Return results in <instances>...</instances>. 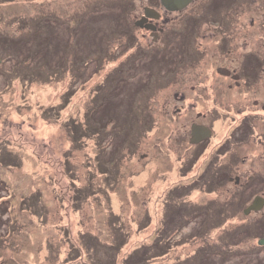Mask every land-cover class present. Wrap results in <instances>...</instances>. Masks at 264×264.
<instances>
[{
	"label": "rangeland",
	"instance_id": "rangeland-1",
	"mask_svg": "<svg viewBox=\"0 0 264 264\" xmlns=\"http://www.w3.org/2000/svg\"><path fill=\"white\" fill-rule=\"evenodd\" d=\"M102 1L0 0V264H127L145 251L143 264L212 252L224 256L214 264H264L250 241L185 243L200 223L181 226L189 213L169 191L199 173L186 174L174 139L172 95L190 68L168 54L123 63L124 5ZM136 44L133 54L161 48Z\"/></svg>",
	"mask_w": 264,
	"mask_h": 264
},
{
	"label": "flooded vegetation",
	"instance_id": "flooded-vegetation-1",
	"mask_svg": "<svg viewBox=\"0 0 264 264\" xmlns=\"http://www.w3.org/2000/svg\"><path fill=\"white\" fill-rule=\"evenodd\" d=\"M109 1L124 5L118 36L133 43L130 54H122L123 63L149 55L155 64L168 54L184 64L182 71L190 68L177 87L183 92L172 95L181 104L172 114L183 122V132L174 139L183 146V168L196 167L199 176L169 196L178 214L189 213L182 227L200 223L185 243L208 245L215 235L229 247L250 241L264 249L258 245L264 236V0H187L175 11L161 0ZM148 41L161 48L133 54L137 42ZM196 128L206 129L208 137L192 141ZM191 190L208 201L195 204L186 194ZM182 197L186 201L177 203ZM230 233L239 242L225 236ZM214 255L222 258V252H212L199 260L214 264Z\"/></svg>",
	"mask_w": 264,
	"mask_h": 264
},
{
	"label": "trees",
	"instance_id": "trees-1",
	"mask_svg": "<svg viewBox=\"0 0 264 264\" xmlns=\"http://www.w3.org/2000/svg\"><path fill=\"white\" fill-rule=\"evenodd\" d=\"M197 170V169H196ZM191 171V170H190ZM190 171H187L186 172V174H189L190 173ZM198 176L199 175H192L191 176V179L193 180V179H197L198 178ZM190 178V177H189ZM190 184V183H189ZM173 189V191L174 192H172L171 190ZM175 188L173 187V188H171V190L169 191V192H172L171 194H175L178 190V188L176 189V190H174ZM192 191V190H191ZM188 193H190L189 191H187L186 192V194H188ZM179 213H180V215H182V213L179 211ZM169 232V231H168ZM170 233V232H169ZM171 233H173V232H171ZM175 233V232H174ZM168 235V234H167ZM228 237V239H230V238H232V236H230V235H228L227 236ZM235 238L237 237L238 238V236H237V234H235V236H234ZM235 240H237V239H235ZM169 241H170V238H167L166 240H165V242H163V248L164 249H166L167 247H168V244H169ZM237 242H239L238 240H237ZM223 244H225V243H223ZM225 246H226V248L228 247V244H225ZM234 247L235 246H232V247H228V249L229 248H232V249H234ZM149 248L151 249V251L150 252H159V253H161V254H165V251L163 252V248H158V250H156L157 249V246L156 245H150L149 246ZM148 248V249H149ZM161 249H163V250H161ZM156 250V251H155ZM145 252H147V251H145ZM145 252L143 253H141V255H139L138 257H134V258H131L132 257V255H130L126 260H125V262L127 263V264H143L144 263V260L147 258V257H143V255L145 254ZM157 254V253H156ZM208 254V253H207ZM209 256V255H208ZM222 257H224L223 255H222ZM223 258H221V260H222ZM197 264H210V262H209V258H208V260H205L204 258H202L201 260H198L197 261Z\"/></svg>",
	"mask_w": 264,
	"mask_h": 264
},
{
	"label": "water",
	"instance_id": "water-1",
	"mask_svg": "<svg viewBox=\"0 0 264 264\" xmlns=\"http://www.w3.org/2000/svg\"><path fill=\"white\" fill-rule=\"evenodd\" d=\"M186 1L187 0H161V4L165 9L175 11L181 9ZM192 136L194 138L192 141H196V139L201 137H208V132L206 129L196 128L194 129ZM258 245L264 246V236L260 241H258Z\"/></svg>",
	"mask_w": 264,
	"mask_h": 264
}]
</instances>
